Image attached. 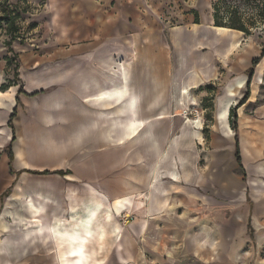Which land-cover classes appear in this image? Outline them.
<instances>
[{
  "label": "crops",
  "instance_id": "crops-1",
  "mask_svg": "<svg viewBox=\"0 0 264 264\" xmlns=\"http://www.w3.org/2000/svg\"><path fill=\"white\" fill-rule=\"evenodd\" d=\"M50 3L49 44L20 55L19 84L0 91V264H97L108 225L128 213L129 197L136 210L148 196L151 208L162 211L175 188L187 196L207 187L221 192L222 163L235 154L229 110L216 118L218 100L211 159L202 169L196 149L203 136L179 113L196 106L189 104L198 88L223 76L230 78L225 86L238 78L231 107L248 92L236 109L241 165L247 186L264 188V162H257L264 159L262 46L238 31L217 33L211 19L193 24L197 33L179 28L187 51L176 55L160 34L165 0ZM207 35L216 37L214 45ZM195 36L197 53L188 51ZM213 46L215 52L202 51ZM4 55L0 86L8 78ZM44 171L50 173L35 174ZM230 179L226 190L237 188ZM256 209L264 213L263 200ZM129 255L128 247L118 254Z\"/></svg>",
  "mask_w": 264,
  "mask_h": 264
},
{
  "label": "rangeland",
  "instance_id": "rangeland-1",
  "mask_svg": "<svg viewBox=\"0 0 264 264\" xmlns=\"http://www.w3.org/2000/svg\"><path fill=\"white\" fill-rule=\"evenodd\" d=\"M213 1L165 0L166 10L159 13L162 26L160 34L163 43L170 47V51L176 55H181L183 49L187 51L185 45L183 48L180 46L183 37L178 32L179 28L194 27L197 33V26L192 27L195 22L209 24L208 21L212 19ZM2 3L0 0V17L4 15ZM10 3L11 0H8L9 7L19 14V19L11 30L6 19L0 21V54H5L3 60L5 56L13 57L4 42L11 36L16 38L12 43L13 51L16 53L14 62L8 66L5 62L4 72L8 77L5 79L6 83L14 80L13 68L15 63L19 64V56L41 51L49 44L50 37L54 34L50 25V11L53 9L50 0H18V3L12 6ZM212 28L217 33L225 32L215 29L214 26ZM173 34L175 36H171ZM248 37V44L253 47L264 45L263 25L253 30ZM207 38L214 45L216 37L207 35ZM172 39L179 45L173 44ZM198 39V36H195V42L190 43L191 49L188 51L193 53L201 51L196 44ZM224 39L219 41L218 38V43ZM202 51L215 52V48L203 47ZM228 80L230 78L223 76L222 79L218 78L198 88L194 92L197 102L189 104L196 106L183 107L179 113L203 136V145L197 146L196 149L201 169L207 166L211 159L210 138L215 129L214 115L218 109L217 102L220 100L223 105L216 114V118L218 116L220 119L219 112L224 108L229 110L233 105L235 88L239 86L238 78L225 86ZM224 86L225 100L220 99ZM159 114H164L166 118L170 117L164 112ZM214 158L212 156V159ZM257 162L262 163L264 159L260 158ZM222 164L224 173L221 192L220 187L216 190L207 187L187 196L182 194L180 188H175L174 191L177 193L169 196V202L162 211L151 208L148 196L143 197L142 205L136 210L135 198L129 197L128 213L113 218L108 225V235L101 241L102 249L99 248L97 264H264V213L256 209L258 201H264V188L253 189L247 186L249 176L243 168L241 170L237 167L234 155L227 156ZM211 169L207 170L205 175H213ZM209 175L206 179L208 181L210 179L211 183L212 178ZM230 178L237 184V188L226 190ZM116 227L119 229L115 230ZM127 247L131 255L128 259L120 258L118 256L120 249ZM24 253L26 252L23 251L22 254ZM5 264H9L8 261Z\"/></svg>",
  "mask_w": 264,
  "mask_h": 264
},
{
  "label": "trees",
  "instance_id": "trees-1",
  "mask_svg": "<svg viewBox=\"0 0 264 264\" xmlns=\"http://www.w3.org/2000/svg\"><path fill=\"white\" fill-rule=\"evenodd\" d=\"M3 1V12L4 17H0V21L6 19L9 22L10 30L15 25L16 21L19 19V14L16 13L8 5V0ZM212 8V22L215 28H223L241 32L246 37L251 36L252 31L257 29L260 25H263L264 28V0H214L211 5ZM197 24V22H195ZM16 30V29H15ZM16 40L14 36H11L10 39L4 42L5 47L8 52L13 55L12 58L5 56L4 61L6 66L11 65L14 62L16 53L13 51L12 43ZM262 56H264V45H262ZM260 58L254 59L252 65L255 66L258 64ZM19 64L15 63L13 68L14 80L9 81L6 84L0 86V91H6L10 86L18 85L19 83V74H18ZM249 80L250 82L252 69L249 71ZM249 85V84H248ZM21 92V90H19ZM248 99V92L245 94L241 102L229 109L228 122L231 130L235 133V160L238 167L242 169L241 165V156L239 152V144L237 137V116L236 109L243 105ZM9 126L12 127V119L9 121ZM14 140V137H13ZM11 145L8 146L9 159L12 160V154L10 152ZM50 172L44 171L41 173H35L40 175L49 174ZM53 173L64 175L62 171H54ZM7 193L2 195L5 196Z\"/></svg>",
  "mask_w": 264,
  "mask_h": 264
}]
</instances>
